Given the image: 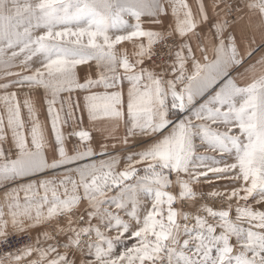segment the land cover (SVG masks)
<instances>
[{
  "label": "snow or ice",
  "instance_id": "snow-or-ice-1",
  "mask_svg": "<svg viewBox=\"0 0 264 264\" xmlns=\"http://www.w3.org/2000/svg\"><path fill=\"white\" fill-rule=\"evenodd\" d=\"M0 193V264H264V0H0Z\"/></svg>",
  "mask_w": 264,
  "mask_h": 264
},
{
  "label": "rangeland",
  "instance_id": "rangeland-1",
  "mask_svg": "<svg viewBox=\"0 0 264 264\" xmlns=\"http://www.w3.org/2000/svg\"><path fill=\"white\" fill-rule=\"evenodd\" d=\"M119 47L120 48H129V50H130L129 44H123V45H120ZM14 71H21V69H15ZM21 195H23V194H21ZM36 233H37V230H32L31 232H27V233H23V234H19V235H28V236L35 237ZM61 239H63V237H61Z\"/></svg>",
  "mask_w": 264,
  "mask_h": 264
},
{
  "label": "built area",
  "instance_id": "built-area-1",
  "mask_svg": "<svg viewBox=\"0 0 264 264\" xmlns=\"http://www.w3.org/2000/svg\"><path fill=\"white\" fill-rule=\"evenodd\" d=\"M27 237H28V235H16V236H13V237H10L14 242L15 241H21V242H24V241H26V239H27ZM16 245L14 244V247H15Z\"/></svg>",
  "mask_w": 264,
  "mask_h": 264
},
{
  "label": "crops",
  "instance_id": "crops-1",
  "mask_svg": "<svg viewBox=\"0 0 264 264\" xmlns=\"http://www.w3.org/2000/svg\"><path fill=\"white\" fill-rule=\"evenodd\" d=\"M189 3H194V0H189ZM3 199V195H2V193H0V200H2Z\"/></svg>",
  "mask_w": 264,
  "mask_h": 264
}]
</instances>
